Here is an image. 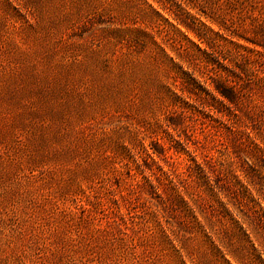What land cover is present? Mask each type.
Here are the masks:
<instances>
[{
    "label": "rangeland",
    "instance_id": "1",
    "mask_svg": "<svg viewBox=\"0 0 264 264\" xmlns=\"http://www.w3.org/2000/svg\"><path fill=\"white\" fill-rule=\"evenodd\" d=\"M201 4L0 0V264H264V2Z\"/></svg>",
    "mask_w": 264,
    "mask_h": 264
},
{
    "label": "trees",
    "instance_id": "2",
    "mask_svg": "<svg viewBox=\"0 0 264 264\" xmlns=\"http://www.w3.org/2000/svg\"><path fill=\"white\" fill-rule=\"evenodd\" d=\"M196 1L202 2V4H201L202 6H203V4L210 5V6H212V5L215 6L217 4L218 5H222L223 3H225V5H228L230 8L233 9L232 3L235 2L236 0H196ZM262 1L264 2V0H262ZM154 2H157L158 3L159 0H154ZM159 4H161V3H159ZM155 13L157 14L158 12H155ZM250 19H252V23H253V25H252V27H253L252 28V31L257 32V35H260V33H262V35H263L264 34V26H263V22L264 21L262 20V17L261 16L251 17ZM176 21H178V24L179 25H182L183 27H185L186 28V31L188 33H191L201 43L208 44V40H207V38L205 36V35H207L205 33H207L208 31L205 30V28H203L201 30L200 29H195L191 25H188L186 22H182L180 20H176ZM213 21H215V20H213ZM219 23H220V26L221 27H224L225 26L224 18H223V20H219ZM202 26L205 27L204 24H202ZM220 36L221 37L223 36L222 33L220 34ZM234 36L237 38V40L240 38V39H243V41H245L247 43H250L249 40L243 38L241 35H234ZM230 42H231L232 45H235L236 47H241L243 50H246V49L243 48V46L234 43L233 40L230 41ZM263 48H264V46H263ZM229 53H231V52L230 51H227L226 54H229ZM226 54L219 55L223 59V61H226V60L228 61L229 60V59H227L228 57H226L227 56ZM244 61L246 63V61H248V60L246 59ZM246 64L247 65L249 64V66H250L251 63H248L247 62ZM239 68H240L241 71L236 73L237 74V75H235L236 77H239V74H241V73H242V75L247 76L248 75L247 72L252 71V70H248L246 68L243 69L242 67H239ZM182 73H184V72L182 71ZM232 82H234V81H229V79L226 78L225 79V82L221 81V82L218 83V85L215 86V93L218 94L220 97H222L224 100H226L228 102H231V103L234 102L237 99V97H238V93L235 92L236 91L235 85H233ZM235 84H237V83H235ZM172 94L174 95L175 98H178V95H176V93H173L172 92ZM181 204H183L182 199H181ZM239 228L244 233V235L246 237H248L247 236V233H246V230H244L243 227H241V226Z\"/></svg>",
    "mask_w": 264,
    "mask_h": 264
}]
</instances>
